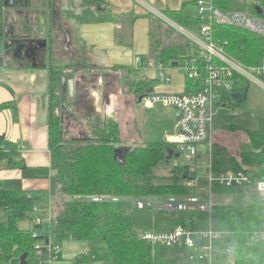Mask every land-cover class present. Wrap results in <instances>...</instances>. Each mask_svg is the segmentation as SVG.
Here are the masks:
<instances>
[{"label":"trees","instance_id":"trees-1","mask_svg":"<svg viewBox=\"0 0 264 264\" xmlns=\"http://www.w3.org/2000/svg\"><path fill=\"white\" fill-rule=\"evenodd\" d=\"M3 0H0V2ZM193 3V2H192ZM215 5L224 12L249 10L254 13L253 3L247 0H214ZM82 23H105L111 21L123 25L125 34H119L120 43L131 46L132 28L138 16L133 12L128 16H111L104 0H82ZM108 6V5H107ZM186 6L177 11H165L172 21L187 30H194L201 21L187 14ZM95 12L99 13L96 16ZM149 19L150 48L148 55L141 56V70L149 67L151 60L167 67H176L185 59L195 55L193 45L173 27L166 25L152 14ZM75 16V15H74ZM124 16V17H123ZM120 17V18H118ZM215 40L222 44L226 53L247 67L261 66L264 59V36L249 31L226 26H214ZM6 68H15L12 65ZM34 67V66H33ZM32 64L26 69H33ZM67 67L55 65L50 68V120L49 145L53 156L56 174L51 179L50 195L62 198V211L56 219L43 218L37 195L19 190L5 189L0 179V263L46 264L48 242L57 227L63 228L61 239L69 236L76 241L88 244V251L78 255L74 264H184L171 255V248L153 245L143 239L146 232H169L178 227L191 230H205L210 225L214 230L230 234L225 239L226 248L232 249V261L228 264H264V240L252 239V235L264 232V201L253 187L219 188L214 187L215 196H242L249 204H213L211 213L179 212L168 213L146 207L138 209L136 201L163 200L171 197L197 195V187L187 183L196 179V174L187 168L176 167L169 175L159 177L155 174L160 165L167 161L165 149L173 146L166 140L143 142L129 148L124 164L116 159L120 145L118 121L105 114L97 124H92L90 136L82 139H64L61 123V76ZM101 76L115 78L125 73L127 78L136 75L134 68L112 66L100 68ZM106 77V78H107ZM115 85V82H113ZM112 84V82H111ZM198 83L186 79V92L198 91ZM0 85H3L0 82ZM139 99L151 82L134 80L129 85ZM249 83L240 79L236 92L248 91ZM107 93L106 103L109 101ZM234 99L228 96L225 101ZM243 101L241 97L236 98ZM235 100V101H236ZM67 103V102H66ZM84 104L86 111L92 104L81 94L69 103L73 113ZM11 109L18 116L16 102L0 104V114ZM89 111L92 113V108ZM89 113L88 121L92 116ZM232 132L237 128L232 126ZM245 142L240 146L238 155L221 144L212 146V171L215 174L243 171L259 181L264 178V119L257 131L245 132ZM5 136H0V165L9 161L10 166L26 168L16 161L18 153L10 148ZM19 150V149H18ZM158 179L160 181H158ZM100 198L101 201H95ZM112 199H118L114 201ZM37 217L43 224L35 225ZM22 222L31 224L30 228L21 227ZM34 231L38 236L34 237ZM57 243V242H56ZM39 244L43 249H37ZM54 246L55 243H51ZM61 253L56 261L61 260ZM188 264V263H187Z\"/></svg>","mask_w":264,"mask_h":264},{"label":"crops","instance_id":"crops-1","mask_svg":"<svg viewBox=\"0 0 264 264\" xmlns=\"http://www.w3.org/2000/svg\"><path fill=\"white\" fill-rule=\"evenodd\" d=\"M61 1L63 0H58L59 7ZM104 1L106 5L101 9H106L107 12L108 7L109 12L112 14L111 16H128L131 12L138 16V19L135 21L132 28L133 43L131 46H124L120 43L119 34L122 30L123 34H125V30L122 28L123 25L115 24L111 21L98 24L82 23L80 20L77 21L74 18L77 17L79 19V17L83 15L84 8L80 2L79 4H75L71 2L68 3L69 0H66V7L60 11L62 12L64 21L71 19L69 22L70 25H66V28L64 29L70 32L72 45L66 44L64 47L62 45L64 37L59 36L53 40L50 35L53 36L55 33L52 34V30H45L46 36L44 39L48 43L47 48H44L47 54L45 64H40V66L35 65L33 69H26V66H28L26 64L13 65L15 67L13 68L14 71H11L13 73L7 71L9 68L0 66L1 73H3L1 77L7 78L4 80L0 78V82L3 84L0 85V104L5 102H16L18 105V116L15 115L14 111L11 109L5 110L0 114V136H5L6 141L10 143V148L17 151L18 157L16 158V161L19 164L26 165V168L12 167L10 166L9 161H4L0 165V179L5 189L19 190L28 194L37 195L38 198L41 199L38 206L40 210L43 211L41 216L45 218L49 217L51 220L56 219L61 213L62 198L59 196L52 197L50 195L51 179L56 174L53 156L49 145L50 95H47L46 92H39L37 90V77L35 73L42 70L39 68L46 69V64L48 63L50 65L58 64L60 66L72 67L73 69H75L74 67L78 65V63L85 62L87 65H93L97 68L121 66L138 70V66H140L141 63L140 65H137L136 59L148 55L149 53L150 24L149 19L147 18L148 13L146 11H141V9L135 5V0ZM139 1L147 2V5L149 3V5L156 8V10L158 9L160 12L161 10L165 12L181 10L184 8L185 3L189 6L188 4L192 3L194 0ZM192 4L194 5V3ZM69 12H74L75 16L72 15L69 17ZM95 14L96 16L100 15L97 12H95ZM9 18L10 17L6 16V19ZM8 23L11 27H15L14 23L11 24L10 21H8ZM59 59H62V61ZM150 63L153 64L154 61L151 60ZM146 70H149L153 75L154 82L159 81L156 74L158 73L157 68L150 66L146 67ZM140 71L136 72L137 76H139L138 73L141 74ZM167 71L168 76H171L172 81L168 84L163 83L159 86L157 92L162 94L185 93L187 88L185 76L181 74L176 67L169 68ZM88 74L89 73L83 72V70L77 69L76 87L80 86V90L85 87L86 95L90 102L92 101L91 108L94 112L91 113V116L101 120L105 114L110 112L111 108L108 109L107 106L114 101V98L117 95H115L110 89L109 92H111L108 96L109 101L106 103L105 100H107V93H109L107 92V82L105 79L107 76H101L100 74L95 73H92L89 76ZM3 75L5 77H3ZM121 75L124 76L125 73ZM15 76L18 78V83L20 84V87H22L21 89L14 87V84L11 81ZM33 76H35V80L33 83H30L29 81ZM141 76L142 77L139 78V80H148L145 79L146 77L144 75L141 74ZM156 76L157 79H155ZM88 78H90V81L88 80L89 82L87 81L85 83V80ZM125 79H127V77L121 78V81H124ZM77 94L79 95L78 89L76 88L75 96ZM168 109L173 110L176 113V123L173 130V133H175L178 113L173 108ZM70 113H73V111L71 110ZM109 114L111 115V113ZM165 140L167 141V139ZM203 146L207 147L208 152V145ZM19 147H23L24 150H18ZM201 156L202 154H200V157ZM205 177L206 176H204V178ZM54 204L56 207H53ZM63 230V228L57 227L50 239L51 243H55L60 247L62 259L46 264H74L73 260L78 255L88 251L89 247L84 242L73 240L70 236L67 239H61L62 235H64Z\"/></svg>","mask_w":264,"mask_h":264},{"label":"built area","instance_id":"built-area-1","mask_svg":"<svg viewBox=\"0 0 264 264\" xmlns=\"http://www.w3.org/2000/svg\"><path fill=\"white\" fill-rule=\"evenodd\" d=\"M194 5L199 13V20L202 22L194 30H187L170 18L163 12H160L150 5L143 3L148 14H152L163 23L173 27L182 34L192 45L196 52L191 58L185 59L176 66L177 70L185 76L186 79L198 83V91L183 94H145L142 101L147 107L158 105L173 108L181 117L177 119L175 133L167 139L172 146H177L176 152L183 154L188 162L197 161L200 157V148L208 145V175L206 176V189L213 194L214 187L219 188H237L253 187L264 201V178L256 181L252 175L243 171L225 172L215 174L212 171V146L213 133L211 132L212 110L215 106L232 108L231 101H225L228 96L236 92L240 79L254 84L264 90V59L261 66L247 67L228 55L222 46L215 40L213 34L214 26L237 27L251 33L264 36V8L259 3H253L254 13L249 10L224 12L219 9L214 0H194ZM256 7L262 9L259 14ZM137 65L141 63V57L136 59ZM150 66L157 68L160 72L168 70L163 63H150ZM149 66V67H150ZM162 83L168 84L172 81L171 76L161 74L159 77ZM64 111L62 110V114ZM19 150H24L19 147ZM194 172V171H192ZM195 173V172H194ZM198 178L190 180L189 187H201L198 185ZM95 201H101L95 198ZM117 201L118 199H112ZM140 210L146 207L157 211L168 213L179 212H204L211 213L212 201L207 202L198 195L188 197H171L163 200L149 199L136 201ZM35 225L43 224L39 217L35 220ZM230 234L219 232L210 225L205 230H191L178 227L169 232H146L143 239L153 245H161L170 248L194 250L199 255L190 258L188 264H214V261H220L224 254L231 255L232 249L226 248L224 240L228 239ZM38 232L34 231V237ZM252 239L264 240V232L255 233ZM37 249H43L39 244ZM47 253L38 251L40 256H46L49 262L56 261L61 253L58 245L48 242Z\"/></svg>","mask_w":264,"mask_h":264},{"label":"rangeland","instance_id":"rangeland-1","mask_svg":"<svg viewBox=\"0 0 264 264\" xmlns=\"http://www.w3.org/2000/svg\"><path fill=\"white\" fill-rule=\"evenodd\" d=\"M145 1V0H144ZM192 1V0H190ZM252 3H259L263 5L264 8V0H247ZM71 3L79 4L82 3V0H70ZM145 2H141L139 0H135V5L141 9V11H146V8L143 6ZM147 4V2H146ZM149 5V3H148ZM186 6V12L188 15L199 18V13L197 7L192 3ZM66 7V0L61 1L60 10ZM152 7V6H151ZM154 8V7H153ZM156 9V8H154ZM158 10V9H157ZM161 12H163L161 10ZM62 15V12H60ZM164 13V12H163ZM7 17H10L11 20L17 18H21L22 21H25V18L22 15L15 13L14 10L9 11L7 13ZM74 15V12H69V17ZM74 18V17H73ZM77 21L79 20L77 17L74 18ZM9 20V19H7ZM43 20V18H42ZM41 21V19H40ZM44 27V26H43ZM48 29V28H47ZM47 29H45L47 31ZM44 31V33H46ZM39 38H32L25 41V44L17 41L15 46L9 49L11 51L12 58L19 59L28 56H32L35 54V48L41 47ZM44 46V45H43ZM32 49V52H29ZM15 55V57H14ZM62 61V59H59ZM25 60L24 64L29 65L34 63L32 61ZM40 62V60H39ZM60 62V61H58ZM40 64L43 65L42 62ZM50 64H46V69H42L35 73L37 77L36 88L39 92H46L49 94L50 90ZM74 68L79 70H83L86 73H95L99 74L104 72V70L94 67L93 65H87L85 62L78 63ZM138 70H141L140 66H138ZM9 73H13L14 69H7ZM17 71V70H15ZM158 80L153 81V75L149 72V70L142 69L140 72L151 82V87L154 93H158L157 89L163 83H160L159 77L161 74L168 75V71L164 70V72H160L157 70ZM0 68V78L1 75ZM139 76L135 75L127 79H131L132 81L141 78V74L138 73ZM13 75V74H11ZM157 76L155 79H157ZM3 77H5L3 75ZM126 76H122L121 74L115 78H109V83L112 82L111 91L117 95L114 98V101L110 103L107 107L111 108V115L118 121L120 128V140L122 141L120 145L122 147H135L136 145L143 142H154L168 139L172 136L173 130L175 128L176 123V113L173 110L165 108L161 105L155 107H147L144 103H139L138 98L134 95L133 90L129 88L130 84H124L121 78H125ZM138 77V78H137ZM7 79V78H2ZM1 79V80H2ZM35 80V76L31 78L29 81L33 83ZM90 81V78L85 80V82ZM147 80V81H148ZM11 81L14 84V87L18 89L20 84L18 83V78L15 76ZM88 81V82H89ZM115 82V85H113ZM22 86V85H21ZM110 91V92H111ZM124 91V92H123ZM109 92V94H110ZM242 98V97H241ZM243 99V98H242ZM234 99V105L232 108H223L220 106H215L212 110V123H211V132L213 133V145L221 144L226 146L232 152L239 154L240 146L245 142V132L247 131H257L260 127L261 120L264 119V90L254 84H249L248 88V96L247 99H243V101H238ZM92 105H88V109L86 111V107L84 104L81 105L83 109L78 111L77 115H70L66 111L61 114V123L63 126L64 139H82L90 136L91 126L92 124L99 123L100 120L93 117L91 121H88L90 107ZM97 107V106H96ZM71 112V110H70ZM105 113V112H104ZM107 113V115H110ZM96 125V124H95ZM232 126L237 128V132H232ZM204 147V148H203ZM200 148V154H202L201 158L197 159V161L188 162L185 156L182 154L180 157L172 158L170 161L163 162L160 167L155 170V174L159 177H163L169 175L173 172L176 167L187 168L190 171H194L198 178V185L201 187L200 191H198V196L201 199L206 200L207 202H211L213 204H228V205H237V204H249L250 200L248 198H244L242 196H224L214 194H210V192L206 189V186L209 184L206 181V177L208 175V152L207 147L203 146ZM173 150L176 152L177 146H173ZM202 177V178H201ZM158 181H160L158 179ZM48 205V204H47ZM46 205V207H47ZM53 207H56L54 204ZM45 213V212H44ZM45 218V217H43ZM21 227L30 228L31 224L28 222H22ZM86 245H88L86 243ZM170 248V247H168ZM171 255H173L176 259H180L184 264L189 263L190 258L194 255H199L198 251L194 250H183L171 248ZM232 261L231 255L224 254L220 261H214V264H228ZM0 264H11L9 262H3Z\"/></svg>","mask_w":264,"mask_h":264},{"label":"flooded vegetation","instance_id":"flooded-vegetation-1","mask_svg":"<svg viewBox=\"0 0 264 264\" xmlns=\"http://www.w3.org/2000/svg\"><path fill=\"white\" fill-rule=\"evenodd\" d=\"M68 3H70V0ZM12 4L15 5V7H7V8L5 7L6 5L11 6ZM11 10H14L15 13L22 15L25 18V21H22L20 17L19 18L16 17V20L15 19L11 20L9 18L8 21H10L11 24L14 23V26H15V27H11V25L8 22H6V16L8 15L7 13H9V11ZM22 12L24 13L22 14ZM60 12L61 11L59 9L58 0H3L1 1L0 2V18L3 17L2 23H8V25L10 26L9 31L11 32V34L13 32L14 39L15 38L18 39V36L19 37H33L32 35H34V33L37 32L38 35L41 36V38H39L41 42L40 43L41 47L36 46L35 51H34L35 54L32 56L27 55L26 57L16 59L15 55H14L15 58H12L11 51H9V48L10 47L12 48L13 46H15L16 45L15 43L17 42V40H15L16 42H14V44L12 45L11 42H5L4 39L2 40L0 38V66L4 67L9 64L12 66L13 65H25L24 64L25 60H29V62L32 61V63H34V66L35 65L40 66V62L45 64L47 60V54L44 49L45 48L44 47L45 46L44 36H46L44 31L47 28H48L47 30H52V34L55 33L53 36L50 35L51 38H53V40L61 36V37H64L63 38L64 41L62 44L64 47L66 44L72 45L70 32L64 29L66 28L65 27L66 25H70L69 22L71 21V19H67L66 21H64ZM20 43L25 44V40L24 41L20 40ZM5 47H7L6 51H5ZM29 52H32V49H30ZM55 65H58V64H51L49 66V70L52 66H55ZM63 74H72L74 76H77V69L76 68L73 69L72 67H67L66 71ZM90 74L92 73H89L88 75L90 76ZM105 79L107 82V92H109L110 87L112 85L111 83H109L108 77L107 78L105 77ZM76 88L78 89L79 95L77 94L74 99L77 100V98L81 94H83L86 99H89L88 96L86 95L85 87H83V89L81 90H80V86H77ZM60 93H61V86H60ZM65 97L68 98V96H65ZM62 106H63V103L61 104V111L64 109L63 111L64 112L66 111L69 114L70 113L69 112L70 111L69 102L67 101L66 108L62 109Z\"/></svg>","mask_w":264,"mask_h":264},{"label":"water","instance_id":"water-1","mask_svg":"<svg viewBox=\"0 0 264 264\" xmlns=\"http://www.w3.org/2000/svg\"><path fill=\"white\" fill-rule=\"evenodd\" d=\"M6 8L7 7H15V5H11V6H5ZM256 11L261 14L262 13V9L260 7H256ZM24 12H22L23 14ZM2 20H3V17L0 18V38L5 42H11V44L13 45L14 42H16L15 40L19 41H27L29 39H32V38H41L40 35H38L37 32L34 33V35H32L33 37H19L18 36V39H14L13 37V32L11 34V32L9 31L10 29V26L8 25V23H2ZM6 22H8V20L6 19ZM45 37V36H44ZM11 40V41H10ZM45 43V48H47V42L46 40L44 41ZM6 48L5 47V51H6ZM11 48V47H10ZM9 48V49H10ZM175 66H178V64H176ZM132 82L131 79H125L123 81L124 84H130ZM76 76L72 75V74H63L61 76V99L60 101L63 103V106H62V109L63 108H66V102L68 101L69 103L73 101L74 97H75V90H76ZM153 92V89L150 88L146 91L145 94H150ZM145 94L140 96L139 99H138V102L141 103L145 97ZM65 96H68V98H66ZM247 96H248V91H245L243 94H240V93H234L232 95V98L233 99H236V98H239V97H242L243 99H247ZM64 110V109H63ZM181 117V114H177V118H180ZM97 127V125H95ZM130 149L129 148H120L116 151V154H115V157L116 159H118L122 164H124V161H125V158H126V155L129 153ZM165 154H166V160L167 161H170L172 160V158L176 157H180V153L179 152H175L173 150L172 147H167L165 149ZM25 264V263H24Z\"/></svg>","mask_w":264,"mask_h":264}]
</instances>
